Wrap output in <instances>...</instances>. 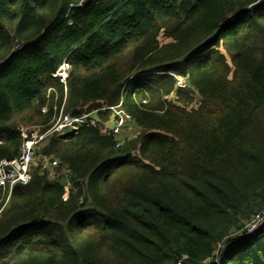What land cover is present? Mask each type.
I'll use <instances>...</instances> for the list:
<instances>
[{"label":"trees","instance_id":"obj_1","mask_svg":"<svg viewBox=\"0 0 264 264\" xmlns=\"http://www.w3.org/2000/svg\"><path fill=\"white\" fill-rule=\"evenodd\" d=\"M63 107L98 125L0 189V264H264V0H0V161Z\"/></svg>","mask_w":264,"mask_h":264},{"label":"built area","instance_id":"obj_2","mask_svg":"<svg viewBox=\"0 0 264 264\" xmlns=\"http://www.w3.org/2000/svg\"><path fill=\"white\" fill-rule=\"evenodd\" d=\"M72 68L67 60H64L60 66L56 69L53 77L56 78L65 87V102L67 98V82L70 78ZM177 79V87L185 88L187 86L183 79H180L178 75L169 73ZM136 75H132L128 78L132 80ZM52 90L50 91V93ZM123 99L118 106L109 109L118 110L115 117L111 118L113 125L111 124L110 131L116 137L117 147H120L124 143L123 134L126 130H129L130 125L133 124V117L122 110ZM64 107L60 110L59 115L51 129L42 133L41 127H21L20 133L23 139V145L21 148V154L18 158L13 160L0 161V189L9 187L12 189L17 185L26 186L32 181V167L36 160V150L47 138H69L73 134H77L84 126L96 127L98 125V112L100 110L89 112L87 108L81 116H71L65 114ZM107 108H104L105 110ZM57 110V108H55ZM47 106L44 108V112H47ZM110 122V121H109ZM107 122V123H109ZM66 129H70L69 133H65ZM57 162H50L45 160L43 171L48 175L51 174L52 178H55L52 171L53 167L57 166ZM68 187H66L65 198L68 197ZM264 223V210L256 215L249 224L246 225L243 231L248 234L256 231ZM242 231V232H243Z\"/></svg>","mask_w":264,"mask_h":264},{"label":"rangeland","instance_id":"obj_3","mask_svg":"<svg viewBox=\"0 0 264 264\" xmlns=\"http://www.w3.org/2000/svg\"><path fill=\"white\" fill-rule=\"evenodd\" d=\"M234 18V17H233ZM179 78L180 79H183V81H184V83H185V79L182 77V76H179ZM195 97H196V100H195V103L193 104V105H195L199 100H200V98H199V95L196 93L195 94ZM177 99V97H176V94L174 93V94H172V95H170L169 97H168V100H176ZM180 104V103H179ZM193 105H191V106H189L188 108L190 109ZM112 111H116V110H112ZM118 111V110H117ZM116 115H112L111 117L113 118V117H115ZM111 124L113 125V122H111ZM111 124H110V126H111ZM70 132V129H66L65 130V133H69ZM139 133H140V131L137 129L136 131H135V129H133V125L131 126L130 125V128H129V130H126L125 131V133L123 134V139L126 141V140H129V139H133V138H136L138 135H139ZM45 160H47V159H41V158H39V157H36V160H35V163H34V165H33V167H37L39 164H42V165H44L45 164ZM52 174H54V171H53V169H52V171H50ZM50 177L52 178V176H51V174H50ZM54 179V178H53Z\"/></svg>","mask_w":264,"mask_h":264},{"label":"crops","instance_id":"obj_4","mask_svg":"<svg viewBox=\"0 0 264 264\" xmlns=\"http://www.w3.org/2000/svg\"><path fill=\"white\" fill-rule=\"evenodd\" d=\"M114 112V111H113ZM117 110L113 113V115H116L117 114ZM112 118V117H111ZM111 121H112V119H110V122L109 123H107V124H105V129H106V131H110V124H111ZM133 125V129H135V131L138 129L139 130V128L136 126V125H134V124H131V126ZM140 131V130H139Z\"/></svg>","mask_w":264,"mask_h":264}]
</instances>
